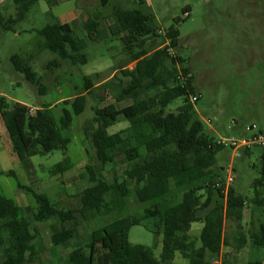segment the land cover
Segmentation results:
<instances>
[{"label": "trees", "instance_id": "trees-1", "mask_svg": "<svg viewBox=\"0 0 264 264\" xmlns=\"http://www.w3.org/2000/svg\"><path fill=\"white\" fill-rule=\"evenodd\" d=\"M38 1L11 0L14 14L9 17L0 14V31L14 32L15 25L24 20ZM99 1L100 7L108 2ZM188 12V9L183 10L186 17ZM112 18L108 32L100 29V14L89 17L79 26L92 42L111 38L122 42L120 57L124 62L113 69L112 79L121 77L128 81L130 91H125L121 79L117 84L111 79L95 87L99 74L83 77V93L61 103L63 109L58 121L49 107H42L31 115L25 105L8 104L0 97V119L14 154L26 172L32 168V157L66 151L69 139L63 132L70 129L72 114L84 113L87 96L95 90L107 91L115 103L131 102L121 109L113 104L95 107L93 117L84 122L82 133L93 150V157L85 167L88 185L76 196L77 208H59L45 195L17 183V189L31 196L36 204L28 219L23 217L18 205L0 195V264H33L38 260L41 250L35 224L54 221L50 241L53 247L63 248L78 239L80 221L90 222L120 213L131 197L146 205L142 215H126L93 229L88 242L69 252L63 264H167L175 253L187 259L188 264H208V258H218L222 247L229 244L224 237V222H235L240 230L248 207L246 200L230 186L223 193L225 184L213 167L217 153L224 148L206 134L196 118L194 106L198 101L192 104L190 97L198 93L192 84L187 60L179 54H169L178 48L177 23L160 35L153 16L140 9L115 7ZM77 24V21L47 24L38 31L43 40L39 49L56 57L47 65L48 69L59 68L60 62L72 66L87 63L83 53L87 42L75 36ZM10 62L16 74L35 87L39 95L45 94L46 88L32 70L30 57L13 56ZM130 64L133 67L128 69ZM176 101H180V105L175 111L166 112ZM120 120L129 127L108 134V129ZM250 151L241 155L248 157ZM256 151L260 177L253 183L254 197L249 203L262 209L264 152ZM92 161H96L98 167L92 165ZM118 163L125 166L121 177L112 182L98 177V173ZM72 168L69 159L63 158L49 174L63 176ZM8 175L15 177L12 172ZM196 223L202 228L197 241H193L189 232ZM134 226H144L156 237L161 235L158 258L150 248L128 242V233ZM249 240L254 248L264 246L263 224L252 226ZM234 241L235 249L246 244L242 233H238ZM222 264H226L225 260Z\"/></svg>", "mask_w": 264, "mask_h": 264}, {"label": "rangeland", "instance_id": "rangeland-1", "mask_svg": "<svg viewBox=\"0 0 264 264\" xmlns=\"http://www.w3.org/2000/svg\"><path fill=\"white\" fill-rule=\"evenodd\" d=\"M47 1L39 0L24 20L15 25L14 32L0 31V97H4L8 104H25L31 110L49 107L54 119L58 121L63 109L61 103L83 93V77L99 74L100 78L95 81V86L100 82L104 83L107 78L111 81L113 69L124 61L120 57L119 40L106 44L104 41L114 39L98 40L97 43L90 41L79 26L82 22L80 19L76 20L78 24L74 33L77 38L88 43L85 51L87 63L72 66L60 62L59 68L48 69L47 65L56 57L39 49L43 40L38 31L62 15L70 18L71 13H77L76 7L79 5L78 0H55V3ZM88 4V9L92 11H87V14L89 17L100 14V29L106 32L113 23L112 11L115 7L125 10L140 9L151 14L154 25L162 32L160 35L177 23L178 48L172 53L187 60L192 84L200 95L194 106L195 115L214 142L237 138L251 124L264 131V0H142V5H139V0H108L103 7H100L99 0H89ZM185 9L189 10L187 17L183 14ZM0 14L4 17L13 16L11 0H0ZM68 23L71 24V21ZM99 44L102 45L94 47ZM111 47H116L114 52L109 51ZM13 56L31 58L30 65L37 77L41 78V83L46 88L45 94L39 95L35 87L14 72L10 62ZM132 67L133 64H130L127 68ZM118 79L112 81L117 84L120 82H117ZM121 80L125 91H130L132 87L129 82ZM109 104L121 108L131 102L126 100L115 103L107 91L95 90L91 96H87L84 113L80 116L72 114L71 127L63 132V136L69 139L66 151H55L45 157H32L29 172L23 169L16 158L0 119V195L18 205L23 217L30 219L36 204L31 196L17 189V183L45 195L59 208H77L76 196L88 185L85 167L89 158L93 157V150L82 133L83 125L93 117L95 107ZM179 105L180 101H176L166 112L173 113ZM66 109L70 112L69 107ZM128 127L127 122L120 120L108 129V134H115ZM144 153L141 152L142 156ZM63 158L69 159L72 170L63 176L51 177V168ZM92 165L98 167L96 161H92ZM230 167L234 172V182L230 187L246 200L248 207L240 230L235 222H224V237L229 244L222 247L218 258H208V264H222L224 260L226 264H264V246L254 248L249 240L252 226L259 222L264 225V207L257 209L249 203L254 197L253 183L260 177L257 151L251 150L248 157L240 154L238 158L232 157L228 149L218 152L213 168L224 183L227 178L226 170ZM124 170L125 166L118 163L114 168L98 173V177L112 182L121 177ZM10 172L15 177L9 176ZM261 192L264 198V189ZM144 208L146 205L137 203L131 197L120 213L90 222L80 221L78 239L63 248H56L51 244L50 227L55 225L54 221L35 224L41 251L33 264H63L69 252L88 242L89 233L93 229L126 215L140 216ZM201 228L199 223L191 225V240L197 241ZM238 233H242L246 240L241 249H235L234 237ZM128 242L150 248L154 256L159 257L161 235L156 237L144 226L132 227L128 233ZM167 264H188V260L175 253L172 261Z\"/></svg>", "mask_w": 264, "mask_h": 264}, {"label": "built area", "instance_id": "built-area-1", "mask_svg": "<svg viewBox=\"0 0 264 264\" xmlns=\"http://www.w3.org/2000/svg\"><path fill=\"white\" fill-rule=\"evenodd\" d=\"M162 33V32H159ZM172 56V51H169ZM200 95L190 97V102L192 104L196 103ZM30 114L32 115V110L30 109ZM218 145L222 146L224 149H228L232 153V157H240V154L248 150H259L264 152V131L260 130L256 125L251 124L244 128L243 135L233 138L230 140H220L217 142ZM227 178L225 181V187L223 193H226L228 187L234 182V175L232 167L226 170Z\"/></svg>", "mask_w": 264, "mask_h": 264}, {"label": "crops", "instance_id": "crops-1", "mask_svg": "<svg viewBox=\"0 0 264 264\" xmlns=\"http://www.w3.org/2000/svg\"><path fill=\"white\" fill-rule=\"evenodd\" d=\"M47 2H52V3H55V0H48ZM89 3V0H78V7H76V10H77V13L75 12L74 14L73 13H71V15H70V18H65V16H60L58 19H55L54 20V22H52V23H50V24H54V23H56V24H59V25H63V24H70V23H68V21H71V23L73 22V21H76V20H80V19H82L81 21L82 22H84V21H86L88 18H89V14H87V11H92V10H89L88 9V4ZM94 10V9H93ZM80 17H82V18H80ZM67 19H70V20H67ZM119 39H114V40H110V41H104L105 42V44L106 43H112V42H114V41H118ZM120 41V40H119ZM97 42H99V41H95L94 43H97ZM104 44V45H105ZM120 44H121V48H119L120 50L122 49V47H123V45H122V42L120 41ZM100 45H102V44H99L98 46H94V47H99ZM87 47H88V43H87ZM87 47H86V49H87ZM86 49L84 50V55H85V51H86ZM115 49H116V47H111V48H109V51H111V52H114L115 51ZM86 56V55H85ZM86 59H87V57H86ZM106 66V65H105ZM131 69V68H130ZM113 75H114V73L110 76L111 78H113ZM110 79L108 78V79H106V81H109ZM106 81L104 82V83H106ZM96 87V86H95ZM121 103V102H120ZM23 105H25V104H23ZM130 105V104H129ZM26 106V105H25ZM26 107H28L29 109H31V107H29V106H26ZM126 107V106H125ZM121 108H124V107H121ZM121 108H117V109H121ZM37 110H39V109H37V108H33V110L32 111H37ZM50 199V198H49ZM52 201V200H51Z\"/></svg>", "mask_w": 264, "mask_h": 264}]
</instances>
